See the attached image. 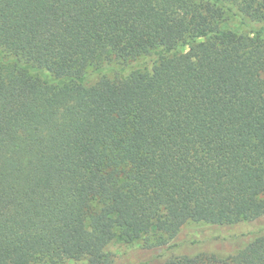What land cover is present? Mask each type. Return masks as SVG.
<instances>
[{
    "label": "trees",
    "instance_id": "16d2710c",
    "mask_svg": "<svg viewBox=\"0 0 264 264\" xmlns=\"http://www.w3.org/2000/svg\"><path fill=\"white\" fill-rule=\"evenodd\" d=\"M114 242L264 264V0H0V264Z\"/></svg>",
    "mask_w": 264,
    "mask_h": 264
},
{
    "label": "rangeland",
    "instance_id": "374dc122",
    "mask_svg": "<svg viewBox=\"0 0 264 264\" xmlns=\"http://www.w3.org/2000/svg\"><path fill=\"white\" fill-rule=\"evenodd\" d=\"M235 228L237 227H234L233 229H215V228H210V227L208 228L207 224L205 223L188 222L181 229L177 238L173 241H170L167 245L172 246L173 242L174 243L185 242L189 240L190 237H192V234L195 233V231L203 230V231H206L209 236L211 234H219L221 236V238H218L215 241H210V243L213 249L223 251V253L221 252V255H227L228 253H231L236 248L234 247V245L229 239L230 233L232 234ZM202 248H203V245H202ZM163 249L164 248H161V249L153 248L151 249L152 251L151 252L147 249L141 248L136 245H126V244L117 243V242L111 243L108 246L109 253L112 255V258H113L112 264H139V262L147 261L152 255L158 257V255L163 253L162 251ZM203 249H205V246ZM169 253L170 251H165L164 256H166ZM158 258L161 260L162 256ZM65 264H87V261L85 259L71 260V261H67Z\"/></svg>",
    "mask_w": 264,
    "mask_h": 264
}]
</instances>
